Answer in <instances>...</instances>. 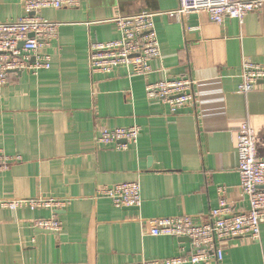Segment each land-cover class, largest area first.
<instances>
[{"label":"crops","instance_id":"obj_1","mask_svg":"<svg viewBox=\"0 0 264 264\" xmlns=\"http://www.w3.org/2000/svg\"><path fill=\"white\" fill-rule=\"evenodd\" d=\"M26 1L0 0V23L22 18ZM178 7L179 0H80L76 8L42 12L61 25L42 51L51 68L37 76L12 72L0 88V153L13 159L0 169V264H136L189 256L190 240L151 236L149 221L205 220L219 206L221 189L235 211L248 209L238 131L244 124L254 129L264 159V82L248 94L238 91L243 59L264 65V6L243 24H215L206 13L182 22L159 15L162 55L151 62L152 74L90 71L89 43L118 39L116 18ZM178 77L196 83V110L175 115L146 98L147 83ZM131 127L140 128V137L125 150L96 143L102 130ZM123 183L140 185L139 208H116L98 196ZM38 198L68 204L54 211L2 206ZM47 219L61 231L35 227ZM221 248L223 261L209 264H264V224L258 240L226 241Z\"/></svg>","mask_w":264,"mask_h":264},{"label":"built area","instance_id":"obj_2","mask_svg":"<svg viewBox=\"0 0 264 264\" xmlns=\"http://www.w3.org/2000/svg\"><path fill=\"white\" fill-rule=\"evenodd\" d=\"M79 5L80 0H27L23 5L22 18L0 23V88L7 84L12 72H28L37 76L41 71L51 68V56L42 51L50 48L57 39L61 25L46 21L42 12L72 9ZM263 6L264 0H179V7L175 11L119 16L114 20L118 39L89 43L90 71L92 74H111L117 68H126L130 76L147 77L152 74L151 62L162 55L155 28V19L159 15L182 22L190 15L206 13L215 24L222 25L228 19H236L243 24L248 14L260 11ZM241 78L238 94L254 91L260 82H264V65L244 58ZM145 95L150 101L166 104L175 115L184 110H196V83L190 77L147 83ZM238 132L237 167L241 186L249 203L248 209L235 211L227 202L225 191L221 189L219 206L205 220L201 218L199 221L190 216L151 220V236L188 239L193 252L189 256L136 264H209L212 259L220 263L224 259L221 248L223 242L260 238L261 225L264 224V159L257 155L254 129L244 124ZM139 137V127L105 129L96 138V143L125 150L135 145ZM11 162L12 158L0 153V169L7 168ZM98 196L110 199L116 208H139L142 204L141 187L138 183L104 187L99 190ZM67 204L64 200L38 198L6 201L2 206L11 210L27 206L32 210L54 211L65 208ZM35 227L52 233H59L62 229L61 224L54 219L37 221Z\"/></svg>","mask_w":264,"mask_h":264},{"label":"water","instance_id":"obj_3","mask_svg":"<svg viewBox=\"0 0 264 264\" xmlns=\"http://www.w3.org/2000/svg\"><path fill=\"white\" fill-rule=\"evenodd\" d=\"M22 45H23V44H22ZM22 45H21V46H22Z\"/></svg>","mask_w":264,"mask_h":264}]
</instances>
